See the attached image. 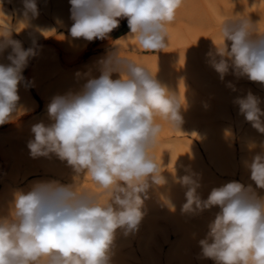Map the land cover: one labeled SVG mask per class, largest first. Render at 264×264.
I'll use <instances>...</instances> for the list:
<instances>
[{
	"label": "clouds",
	"instance_id": "obj_1",
	"mask_svg": "<svg viewBox=\"0 0 264 264\" xmlns=\"http://www.w3.org/2000/svg\"><path fill=\"white\" fill-rule=\"evenodd\" d=\"M184 0H70L74 39L104 40L121 19L139 44L150 51L167 47V26ZM23 15L38 17L37 0H23ZM25 27V26H24ZM8 24L0 29V125L20 114L18 86L24 70L37 55L24 48L13 33L24 29ZM44 35V29H35ZM220 44L213 40L210 66L223 81L228 74L264 85V28L243 13L219 24ZM45 36V35H44ZM10 49V51H8ZM99 77L89 76L78 91L54 96L47 106L51 124L31 127L27 147L32 158L55 155L77 177L89 175L102 191L81 189L77 182L36 181L28 191L16 190L6 214L0 215V264H112L118 229L138 231L152 186L166 183L161 166L149 155L161 133L160 117L173 128L183 124L186 101L172 92L144 65L116 49L98 61ZM113 74H117L113 79ZM228 87L235 91L234 85ZM239 114L264 134L262 101L251 91L237 97ZM243 165L252 184L230 181L213 188L206 199L198 193L199 175L177 178L186 187L182 212L198 215L219 208L199 240L200 257L215 264H264V141L250 142L254 152Z\"/></svg>",
	"mask_w": 264,
	"mask_h": 264
},
{
	"label": "rangeland",
	"instance_id": "obj_2",
	"mask_svg": "<svg viewBox=\"0 0 264 264\" xmlns=\"http://www.w3.org/2000/svg\"><path fill=\"white\" fill-rule=\"evenodd\" d=\"M13 3L0 0V9L9 7L13 14L10 24L16 27ZM37 7L38 17L28 20L35 29L49 32L44 36L33 31L37 55L29 60L23 72L25 80L18 86L21 113L14 114L12 122L0 125V215L7 213L16 190L26 192L36 181L55 180L65 185L77 182L81 189L102 191L89 175L77 177L67 162L55 155L32 158L27 144L33 139L34 124L52 123L47 112L52 98L78 91L89 76L98 78V61L118 47L122 56L144 65L172 92L180 93L181 99L184 96L186 105L181 110L184 122L180 130L156 118L161 133L149 155L164 170L166 183L149 189L138 231L126 236L123 230H117L112 264H215L200 257L198 242L205 238L219 208L198 215L183 213L187 189L176 181L196 172L202 199L213 188L230 181L256 187L243 161L260 151L257 147L249 152L247 145H259L264 134L239 114L234 100L251 91L261 99L264 109V85L237 79L231 73L222 81L210 66L208 53L214 51L212 40L222 42L219 24L226 18L243 13L264 28V0H184L175 20L167 26V47L159 51L145 50L131 35L126 18L107 39L88 42L70 35V0H37ZM5 26L0 22V29ZM13 39L20 40L24 48L34 42H27L20 32H14ZM0 63H8L5 55L0 56ZM112 78H118L117 74ZM229 82L235 91L227 86ZM207 143L220 151L222 167L211 159ZM256 191L264 195V189Z\"/></svg>",
	"mask_w": 264,
	"mask_h": 264
},
{
	"label": "bare ground",
	"instance_id": "obj_3",
	"mask_svg": "<svg viewBox=\"0 0 264 264\" xmlns=\"http://www.w3.org/2000/svg\"><path fill=\"white\" fill-rule=\"evenodd\" d=\"M5 2H8V0H3ZM48 4V3H47ZM14 6V11L16 14V27L17 30H19L20 28L24 29L20 31V33L22 34V36L24 37V39L27 42H32L34 41L35 38H33V31L35 30L34 25L31 23V21L28 20V18H26L23 15V11H24V6H23V0H14L13 3ZM13 16V14L9 11V7L7 6L6 9H0V22L4 23V24H10L11 22V17ZM55 16V15H54ZM62 16V15H61ZM63 17V16H62ZM60 18V17H59ZM58 18V19H59ZM61 19V18H60ZM219 19V18H218ZM62 20V19H61ZM29 21V22H28ZM37 32V31H36ZM8 51H10V49H8ZM8 52L6 51L3 55H5V58L7 56ZM3 58V56H2ZM7 61V60H6ZM198 82V81H197ZM167 84V83H166ZM169 85V83H168ZM214 96V95H213ZM229 99V98H228ZM188 108V107H187ZM238 111V110H237ZM242 118V117H241ZM256 130V129H255ZM257 134V133H256ZM255 137V136H254ZM206 149L209 150L211 152V159H214V161H218L217 164L219 163L222 167L223 165L221 164L220 160H221V155H220V151L217 149V147H215L213 144L211 143H207L205 145ZM180 163V162H179ZM191 164V163H190ZM188 168V167H187ZM186 168V169H187ZM224 168V167H223ZM188 170V169H187ZM185 172V171H184ZM186 173V172H185ZM196 173V172H195ZM182 175V174H181ZM181 177V176H180ZM174 179V177H173ZM172 181V180H171ZM173 182V181H172ZM177 182V181H176ZM175 182V183H176ZM212 182V181H211ZM174 183V184H175ZM208 184V183H207ZM177 185V184H176ZM201 190V189H200ZM209 191V190H208ZM179 193V191H178ZM165 194V193H164ZM208 194V193H207ZM175 198V197H174ZM155 204V203H154ZM157 204V202H156ZM177 206V205H176ZM182 222V221H181ZM179 224V223H178Z\"/></svg>",
	"mask_w": 264,
	"mask_h": 264
}]
</instances>
